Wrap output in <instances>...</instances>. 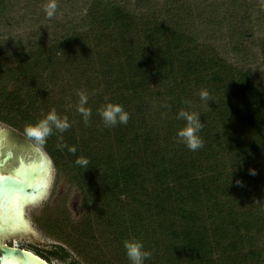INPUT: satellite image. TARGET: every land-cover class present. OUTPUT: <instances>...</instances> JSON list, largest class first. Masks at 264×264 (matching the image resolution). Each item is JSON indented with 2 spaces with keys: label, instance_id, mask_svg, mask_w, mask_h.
Returning <instances> with one entry per match:
<instances>
[{
  "label": "trees",
  "instance_id": "trees-1",
  "mask_svg": "<svg viewBox=\"0 0 264 264\" xmlns=\"http://www.w3.org/2000/svg\"><path fill=\"white\" fill-rule=\"evenodd\" d=\"M46 3L0 0V121L25 135L55 109L71 125L33 140L80 194L78 217L39 221L63 245L51 256L131 264L135 237L146 264H264V0H56L52 18ZM108 102L127 125H104ZM181 110L203 123L195 152Z\"/></svg>",
  "mask_w": 264,
  "mask_h": 264
},
{
  "label": "flooded vegetation",
  "instance_id": "flooded-vegetation-1",
  "mask_svg": "<svg viewBox=\"0 0 264 264\" xmlns=\"http://www.w3.org/2000/svg\"><path fill=\"white\" fill-rule=\"evenodd\" d=\"M4 124L6 129L0 127V248H17L38 255L34 249H29L22 243L27 237L37 240L39 216L34 212L39 210L37 207L40 201L47 197L46 192L49 194L56 167L43 148L41 150L31 144L25 151L22 147V142H25L24 134ZM48 208L44 209L45 213L50 210ZM17 209L28 226L8 228L6 223L13 220ZM10 224L15 223L12 221Z\"/></svg>",
  "mask_w": 264,
  "mask_h": 264
},
{
  "label": "clouds",
  "instance_id": "clouds-1",
  "mask_svg": "<svg viewBox=\"0 0 264 264\" xmlns=\"http://www.w3.org/2000/svg\"><path fill=\"white\" fill-rule=\"evenodd\" d=\"M44 10L47 17L52 18L57 10L56 0H48V3L44 6ZM77 95L79 96L77 111L81 114L85 123H88L92 115L91 109L86 107L89 97L83 91H78ZM199 95L202 101H207L209 98V93L206 90H202ZM98 112L106 127L127 125L130 119V113L124 109L123 105L112 102L102 105L98 109ZM177 119L185 121V126L177 132V142L185 144L193 152L202 148L203 140L200 138L199 132L203 128V123H201L199 114L181 110L177 114ZM70 127L71 125L67 116L61 117L53 109L36 124L25 126L24 132L28 138L39 143H44L53 134L54 130L63 133ZM68 150L73 154L76 152L75 147H70ZM75 163L78 166L87 168L90 161L85 157H78ZM251 174L255 175V172L253 171ZM241 183V181H237V184ZM123 246L131 264H146V261L152 256V253L145 249L143 241L135 237L126 239L123 242Z\"/></svg>",
  "mask_w": 264,
  "mask_h": 264
},
{
  "label": "rangeland",
  "instance_id": "rangeland-1",
  "mask_svg": "<svg viewBox=\"0 0 264 264\" xmlns=\"http://www.w3.org/2000/svg\"><path fill=\"white\" fill-rule=\"evenodd\" d=\"M259 35L261 37V35L263 34L261 33ZM258 39H259L258 35H256V41L259 44L260 41ZM247 43H248L247 48L252 50V52L255 55L258 54L259 61H260L262 53L259 49V46L258 48L256 47L255 40L251 39ZM261 62L262 61H260V64ZM0 127L3 129H6V125L4 123H0ZM23 136H24L25 142H22L23 144L22 147H24L25 151L30 148L31 144L35 145V147H38L39 149L42 150V147L39 144L33 142L30 138L26 137L25 135ZM49 188H50L49 194L48 192H46L47 197H45L44 199L40 201L37 207L39 208V210L34 212V214L39 216V221L45 218V214L48 215V213L44 212V209H46V207L47 208L50 207L48 208L50 209L49 210L50 213L52 211H56L58 207L67 208L71 212V214H73L74 217H78L80 210H81V201H80L79 191L75 187H72L67 181H65L64 178H60L58 176L57 170H55L54 180L52 179V183ZM29 214L31 215L32 213L30 212ZM34 224L32 223V225ZM37 225L39 229L37 240H33L30 237H27L22 243L23 246L29 247V249L31 248L34 249V252L37 254H42V255L49 257L51 261L50 264H71L70 259L67 261L66 260L62 261V260L56 259L55 257L51 256V254L57 251V247L62 244H60L58 241L54 240L53 238H50L41 229L40 222ZM64 247L67 248L66 246ZM71 254L73 255L74 259L79 262V264H85V262H83L77 255H75L74 253H71Z\"/></svg>",
  "mask_w": 264,
  "mask_h": 264
},
{
  "label": "water",
  "instance_id": "water-1",
  "mask_svg": "<svg viewBox=\"0 0 264 264\" xmlns=\"http://www.w3.org/2000/svg\"><path fill=\"white\" fill-rule=\"evenodd\" d=\"M42 188V186H40ZM17 213L14 214L13 220L14 225H11V220H8L6 226L10 228L16 227L21 228L22 226H28V223L23 221L22 215H20L19 209ZM0 264H50L48 261L44 260L40 256L17 248L2 247L0 248Z\"/></svg>",
  "mask_w": 264,
  "mask_h": 264
},
{
  "label": "bare ground",
  "instance_id": "bare-ground-1",
  "mask_svg": "<svg viewBox=\"0 0 264 264\" xmlns=\"http://www.w3.org/2000/svg\"><path fill=\"white\" fill-rule=\"evenodd\" d=\"M43 182H45V184H44V190H46V189H45V187L47 186V185H46V181L44 180ZM42 186H43V185H42Z\"/></svg>",
  "mask_w": 264,
  "mask_h": 264
}]
</instances>
